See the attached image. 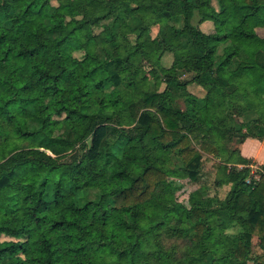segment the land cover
Segmentation results:
<instances>
[{"label":"trees","instance_id":"16d2710c","mask_svg":"<svg viewBox=\"0 0 264 264\" xmlns=\"http://www.w3.org/2000/svg\"><path fill=\"white\" fill-rule=\"evenodd\" d=\"M91 1L0 0V264H248L252 234L264 258V161L254 176L237 147L264 134V0ZM197 137L229 183L211 209L175 202L161 167L173 153L193 179ZM183 217L176 254L157 231Z\"/></svg>","mask_w":264,"mask_h":264},{"label":"rangeland","instance_id":"374dc122","mask_svg":"<svg viewBox=\"0 0 264 264\" xmlns=\"http://www.w3.org/2000/svg\"><path fill=\"white\" fill-rule=\"evenodd\" d=\"M50 1L51 3L56 4L58 0H50ZM106 1L107 0H92L91 6L94 10L101 11ZM210 1L212 5L216 6L215 0H210ZM221 14L224 15L225 11L222 12ZM28 16H38V14L33 12V13H29ZM106 20L107 19H103L102 22ZM190 21L196 24L197 16L195 14L192 15ZM199 27L204 31H211L218 29L220 27V24L212 20H205L199 23ZM97 29L98 27H95V30ZM255 30L258 34H263L264 25H260V24L255 25ZM24 33H25L24 28H21L19 33L20 37L23 40H26L27 36ZM156 33H157V24L150 22L149 34L151 36H154ZM87 47L89 49H92L93 42L87 44ZM80 52H81L80 50L74 51L73 54L79 56ZM170 59H171V54L169 52H164L161 56V63L163 65H168ZM139 67L146 72L147 77L149 78L148 80L150 82L149 88H151L152 87L151 76H153V74L151 73V66L147 63L141 62L139 64ZM156 77L158 78V80H160L161 77L159 72H156ZM187 77H189V73H184L183 75L182 74L180 75V78H187ZM230 79L243 85L247 83L246 75L238 71H235L230 77ZM162 85L163 82L159 81L158 84H156V86L154 87L159 90L161 89ZM193 87L194 86L191 83L187 84L188 90L194 92V94L196 95L202 94L203 92L202 90H196ZM172 93L175 95L174 103L178 105L180 108H183L184 99L182 96L178 95V90H172ZM202 142H203L202 139L200 137L199 138L197 137L195 139H191L190 142L188 143L189 148L193 150L194 155H198V160L193 161L196 162L197 164L195 176L193 179L188 177L186 172L179 166V164H181L179 160V156L173 153L169 154L166 161L163 162L161 167L163 170H165V174H166L165 179L168 182V186L170 187L171 194L175 202L180 203L185 207H187L189 205V202H191L192 205L199 206L202 209H211L216 205L218 200H221L225 196L226 191L229 188V183L222 181L219 182V178H221V176L219 170L216 168L217 162H215V158H212L210 152L208 151L209 145L203 147L201 145ZM22 143H23L22 141L18 142L19 145H21ZM19 147H24V145H21ZM66 157L67 155L64 156V158ZM235 166L239 168L241 165L235 164ZM249 169L252 172H254V170L256 169V165H251ZM253 174L254 176H256L255 172ZM248 178L249 177H247L246 179L248 180ZM216 218L217 215H214L213 219L215 220ZM189 220L187 221L186 218L184 217L182 218L181 221L179 220L175 221L174 219H171L169 223H174L179 227L174 229V233H171L168 230L161 227L157 231V240L162 244V246L172 247L171 249L176 254H180L183 248L190 241L189 238L187 237L189 236L190 233V230L189 231L187 230V226L189 225ZM215 221L219 223V220H215ZM184 228L185 230H183ZM238 230H239V226L236 224V222L226 223L222 229V231L225 234H228L231 237L234 236L238 232ZM182 231L183 232L185 231V234L181 233ZM5 237H6L5 235L0 234V239ZM30 250L31 248L27 246V249L25 251H22L20 255L25 256L30 252ZM261 251L262 250L259 248L257 244L256 236L252 234V236L249 238V245H248V250L246 252L245 261L249 264L256 260L257 261L264 260Z\"/></svg>","mask_w":264,"mask_h":264},{"label":"crops","instance_id":"0c3cea01","mask_svg":"<svg viewBox=\"0 0 264 264\" xmlns=\"http://www.w3.org/2000/svg\"><path fill=\"white\" fill-rule=\"evenodd\" d=\"M264 128V117L262 119ZM239 154L250 160L251 165L260 164L264 161V134L261 138L246 136L237 145Z\"/></svg>","mask_w":264,"mask_h":264}]
</instances>
